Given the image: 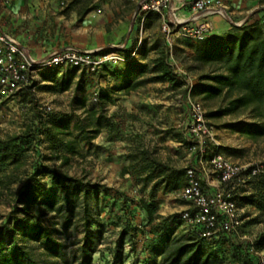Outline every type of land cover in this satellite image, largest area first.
<instances>
[{
  "label": "rangeland",
  "instance_id": "rangeland-1",
  "mask_svg": "<svg viewBox=\"0 0 264 264\" xmlns=\"http://www.w3.org/2000/svg\"><path fill=\"white\" fill-rule=\"evenodd\" d=\"M141 1L96 0L94 8L101 10L100 19L104 21L102 25L106 33L95 38L89 37L78 30L81 21H74L58 29L61 34L59 46L74 45V41L77 44L92 40L100 41L103 47L127 43V47L121 51L123 55L130 50L134 51L141 37L139 20L134 14ZM54 2V10L58 15L63 12L67 1ZM60 21L61 24L63 21L71 22V18L65 14ZM145 26L142 35L144 47L150 48L164 42L158 14L150 13ZM197 43L185 38H177L174 43L172 62L182 83L179 86H172L165 81H150L127 92L122 89L127 72L124 61L106 63L94 72L70 67L44 70L34 74L27 85L32 87L34 98L42 110L50 107L49 112L68 113L75 120L88 123L89 114L86 110L95 108L99 114L110 119L111 124L103 125L98 135L81 143L82 154L72 155L68 164H62L61 159L57 158L45 136H42L39 151H32L28 156L30 170L34 163L41 161L59 167L60 171L67 172L86 184L102 186L99 193L93 189L87 198L95 218H99L105 225L103 237L91 256L92 264H155L154 246L164 240V237H157V231L166 218L172 221L169 227L174 235L191 231L187 224L180 221L181 211L188 206V202L179 195L183 185L181 180L176 184L169 180L162 181L157 176L144 179L147 171L141 170L139 164H133L130 158V154L145 148L158 160L168 164L177 177L183 176L188 166H197L198 140L186 129L191 119L190 99L203 103L207 122L214 136V139H208L206 143L207 159L214 145H219L221 151L234 162L247 168L258 166L264 171V138L255 141L230 127V124L240 120L255 122L251 116L248 113L217 116L215 113L224 107V103L219 100L205 101L194 93V87L200 82V73L188 71L186 66ZM154 55L151 50L143 58L138 51L135 57L138 62L150 68ZM151 76L152 73H147L144 78ZM66 79L72 80L71 87L61 91V84ZM21 91L0 98V137L21 130L32 117V105L22 98ZM188 137L191 138V143L185 141ZM125 167H130L129 173H123ZM171 170L168 172H172ZM44 181L45 195L56 193L59 198L64 196L62 183H55L49 177H45ZM21 185L22 183H17L13 186L19 188ZM153 194L158 201L159 211L156 221L149 225L138 202L142 198L150 199ZM259 194H264L260 177H251L238 190L237 197L243 218L237 233L240 239L254 241L264 234V208L245 199L251 195H256L257 198ZM13 196L7 190L0 196V225L7 224L8 221L11 226L13 224L10 219L14 210ZM39 213L38 205L33 206L30 214L39 216ZM42 223L51 230L54 239L64 244V255L58 258L60 264H79L81 260L78 259V248L84 242L85 232L77 217L73 218L71 227L67 229L63 227V220L55 217V213L43 216ZM126 224L138 229L133 232L132 238L126 236L123 239L121 232ZM96 228L94 225L93 229ZM27 244L34 245L43 264L55 261V257L48 255L40 243L31 240ZM259 252L264 256V249ZM156 264H161L160 257Z\"/></svg>",
  "mask_w": 264,
  "mask_h": 264
},
{
  "label": "trees",
  "instance_id": "trees-1",
  "mask_svg": "<svg viewBox=\"0 0 264 264\" xmlns=\"http://www.w3.org/2000/svg\"><path fill=\"white\" fill-rule=\"evenodd\" d=\"M94 1L70 0L66 2L63 13L75 11L79 19H83L94 9ZM254 14L241 26H232L227 32L197 41L186 69L200 73V82L193 89L196 95L205 101L219 100L224 103V107L215 115L248 113L251 116L255 122L240 120L230 124V127L256 141L264 138V25L261 17L255 19ZM151 50L155 55L150 68L138 62L135 56L125 61L127 72L122 89L130 92L150 81H165L172 86L182 84L175 71V64L170 60V49L166 41L150 48L142 45L139 55L144 58ZM130 53L131 50L126 55ZM147 73H152V76L144 78ZM71 84V79L64 80L60 90H68ZM31 88L27 86L21 91L22 98L32 105L31 119L21 130L0 137V196L5 190L14 195V210L10 215L13 224L11 226L8 221L7 224L0 225V264H43L34 245L27 244L31 240L40 243L48 255L55 257V261H48L47 264H60L58 258L64 255V244L54 239L51 230L42 223V217L48 213H55V217L61 218L66 229L71 227L73 218L77 217L85 232L84 242L78 248V259L81 260L79 264H92L91 256L103 237L105 225L99 218H95L87 198L93 189L99 193L102 186L86 184L81 179L60 171L59 167L41 161L34 163L30 170L28 156L32 151H39L42 136H45L57 158L61 159L62 164H68L72 155L82 154L81 143L98 135L103 125L111 124L110 119L99 114L95 108L86 110L89 114L88 123L75 120L68 113L45 114ZM185 141L192 142L189 137ZM130 158L133 164H139L141 170L147 171L144 179L157 176L162 181L169 180L176 184L180 179L183 183L181 188L186 184L187 168L183 176L177 177L168 164L158 160L145 148L130 154ZM169 170L172 172H168ZM129 172L130 167L123 168L124 174ZM45 177L55 183H62V198L56 193L44 194ZM254 177H260L264 185V174ZM17 183L22 185L14 188L13 185ZM258 196L256 198V195H251L245 199L262 209L264 194ZM35 205L39 207V216L30 214ZM138 206L144 212L147 223L152 225L159 211L154 194L150 199L142 198ZM180 221L186 224L181 214ZM171 222L169 218L164 219L161 229L157 231V237H164V240L154 246L155 264L158 257L161 264H259L260 257L255 250L264 249V234L254 241L240 239L237 233L224 231L214 236H205L202 227L188 225L191 228L189 233L176 236L169 227ZM94 225L96 230L93 229ZM137 229L126 224L121 232L122 238H132Z\"/></svg>",
  "mask_w": 264,
  "mask_h": 264
},
{
  "label": "built area",
  "instance_id": "built-area-1",
  "mask_svg": "<svg viewBox=\"0 0 264 264\" xmlns=\"http://www.w3.org/2000/svg\"><path fill=\"white\" fill-rule=\"evenodd\" d=\"M161 18V28L173 59L174 43L177 38L202 41L208 37L222 34L216 18L223 20L229 27L241 26L250 17L236 20L223 0H142L134 16L139 20L138 45L129 55L122 50L127 43L114 47L83 49L76 45H66L49 56L37 59L21 42L4 31L0 25V98L21 91L29 85L34 74L58 67L78 68L94 72L109 62L128 61L136 55L143 45L145 22L150 13ZM101 10L94 8L90 17L96 18ZM264 25V16L260 18ZM177 72V71H176ZM191 119L187 131L198 140L199 156L197 166H188L186 184L180 189V197L188 202L181 211L182 220L190 226L203 228L205 236L219 232L238 233L242 226V208L237 197L238 190L247 180L264 171L234 162L227 157L219 145H214L210 157L206 158L207 140L214 139L208 125L206 111L200 100L190 99ZM46 108L44 113L49 112ZM264 264L262 252L255 250Z\"/></svg>",
  "mask_w": 264,
  "mask_h": 264
},
{
  "label": "crops",
  "instance_id": "crops-1",
  "mask_svg": "<svg viewBox=\"0 0 264 264\" xmlns=\"http://www.w3.org/2000/svg\"><path fill=\"white\" fill-rule=\"evenodd\" d=\"M223 1L232 17L234 19L239 17L236 20L250 17L256 12L254 14L255 19L264 16V0ZM95 2L96 0L94 4ZM54 3V0H0V25L4 31L16 37L37 59L45 58L55 50L66 46L65 44L59 46L58 44L61 40L58 29L61 26L66 27L74 21H81L77 28L80 33L87 34L89 37L95 38L97 35L103 36L106 33L105 27L102 25L104 21L100 19V15L92 18L87 14L83 19H79L75 11L61 12L56 15ZM65 14L69 15L71 22L63 21L61 24L60 19H63ZM216 21L222 32L229 30L228 25L223 20L216 18ZM73 35L76 36L77 34ZM72 44L83 49H96L104 46L100 41L92 40L77 44L74 41Z\"/></svg>",
  "mask_w": 264,
  "mask_h": 264
}]
</instances>
